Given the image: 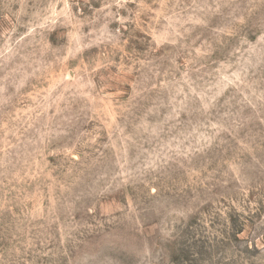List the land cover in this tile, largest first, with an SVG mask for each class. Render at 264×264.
Wrapping results in <instances>:
<instances>
[{"label":"rangeland","instance_id":"obj_1","mask_svg":"<svg viewBox=\"0 0 264 264\" xmlns=\"http://www.w3.org/2000/svg\"><path fill=\"white\" fill-rule=\"evenodd\" d=\"M0 264H264V0H0Z\"/></svg>","mask_w":264,"mask_h":264}]
</instances>
